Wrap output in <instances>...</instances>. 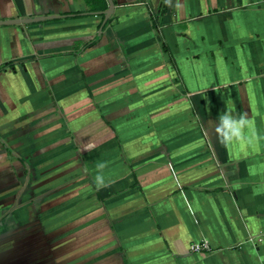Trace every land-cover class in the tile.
<instances>
[{
  "label": "crops",
  "instance_id": "obj_1",
  "mask_svg": "<svg viewBox=\"0 0 264 264\" xmlns=\"http://www.w3.org/2000/svg\"><path fill=\"white\" fill-rule=\"evenodd\" d=\"M114 3L0 0V264H264V0Z\"/></svg>",
  "mask_w": 264,
  "mask_h": 264
},
{
  "label": "clouds",
  "instance_id": "obj_2",
  "mask_svg": "<svg viewBox=\"0 0 264 264\" xmlns=\"http://www.w3.org/2000/svg\"><path fill=\"white\" fill-rule=\"evenodd\" d=\"M225 103H227V101H225ZM252 126V119L246 112L234 114L225 108V110L218 115L213 126V131L219 141L227 146L236 143L242 144L247 141L248 132L252 129ZM105 166V162L103 161H98L95 164L97 171L93 177V181L97 189L106 187L109 183L103 172Z\"/></svg>",
  "mask_w": 264,
  "mask_h": 264
},
{
  "label": "trees",
  "instance_id": "obj_3",
  "mask_svg": "<svg viewBox=\"0 0 264 264\" xmlns=\"http://www.w3.org/2000/svg\"><path fill=\"white\" fill-rule=\"evenodd\" d=\"M90 15L100 14L104 20V14L109 8L107 0H84ZM104 25V23H102Z\"/></svg>",
  "mask_w": 264,
  "mask_h": 264
},
{
  "label": "built area",
  "instance_id": "obj_4",
  "mask_svg": "<svg viewBox=\"0 0 264 264\" xmlns=\"http://www.w3.org/2000/svg\"><path fill=\"white\" fill-rule=\"evenodd\" d=\"M190 249L194 253L211 252L213 250L210 241L207 239H203L200 242L193 243Z\"/></svg>",
  "mask_w": 264,
  "mask_h": 264
},
{
  "label": "water",
  "instance_id": "obj_5",
  "mask_svg": "<svg viewBox=\"0 0 264 264\" xmlns=\"http://www.w3.org/2000/svg\"><path fill=\"white\" fill-rule=\"evenodd\" d=\"M108 4H109V8L108 10L105 12V15L108 16L111 14V12L114 10L115 8V3L114 0H107ZM25 20H20V19H14V20H9V21H4V22H0V25L2 24H19L24 22Z\"/></svg>",
  "mask_w": 264,
  "mask_h": 264
}]
</instances>
